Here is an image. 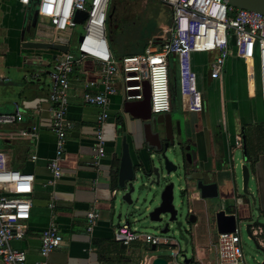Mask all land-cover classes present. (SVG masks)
Wrapping results in <instances>:
<instances>
[{"label": "crops", "instance_id": "obj_1", "mask_svg": "<svg viewBox=\"0 0 264 264\" xmlns=\"http://www.w3.org/2000/svg\"><path fill=\"white\" fill-rule=\"evenodd\" d=\"M113 2L117 4L120 0ZM31 4L24 9L27 11ZM25 17L20 16L15 22L12 16L10 20L6 18L7 22L0 21V81L7 82L0 86V111L10 112L16 107L22 114L20 121L1 125L0 151L5 154L9 168L31 173L34 177L29 191L25 192L31 204L29 217L25 221V233L22 239L12 241V246L23 249L26 261L34 264L40 258L39 233L52 219L62 241L45 257V264H149L154 255L141 251V241H132L123 246L113 240V230L117 226L110 221L105 202L108 198V184L112 183L120 155L119 136H114L115 125H120V133L125 135L132 154L130 134L138 137L139 125V120L134 117L143 113L135 103L138 99L123 100L119 75H114V91L107 94V118L102 124L104 154L93 164L91 145L96 128L95 116L99 109L83 103L81 93L86 90L85 84L89 81L94 82V86L89 88L91 91L103 90L99 82L100 66L89 57L77 60L68 76V103L64 115L67 127L62 159L59 162L62 174L53 184H48L50 175L46 165L54 151V135L49 130V72L62 53L51 50L27 51L30 48L21 47L20 42L27 39L59 42L67 35L53 30L50 24L40 26L37 20L25 35L26 30H21L22 22L28 20ZM205 53L207 52H193L190 55L197 70H193L196 87L201 88L205 78L213 80L212 85L217 88L212 91H216L215 97L203 99L201 95L200 111L182 109L178 114L181 115L187 136L192 142L188 152L200 170L211 171L217 178L224 176L229 181L231 152L235 148L241 151L240 146L233 145V140L235 136L240 137L242 128L246 164L253 181L251 191L256 210L264 223V102L259 96L257 80L254 76L251 82V77H246L243 61L233 55L227 57L220 80L209 78V67L200 66ZM214 53L207 54L210 56ZM204 64L206 65V61ZM233 66L237 67L242 81V90L235 92L236 99L224 85ZM203 67L206 70L202 74ZM143 82L144 78L141 79V83ZM124 106L128 112L123 111ZM31 127L37 133L34 140L19 134L21 129ZM32 153L36 156L34 160L29 159ZM226 183L228 193L231 184L232 187L235 184ZM193 195L196 196V193ZM225 195L230 197L229 193ZM48 201L53 202L52 209L47 208ZM90 207L97 210L98 216L87 232L84 215ZM192 211L198 215L191 235L196 246V259L193 261L196 264H215L214 221L205 220V213L199 202H193ZM225 212L231 213L234 209L226 207ZM209 213L210 211L207 216ZM262 234L264 226L259 236V244L264 246Z\"/></svg>", "mask_w": 264, "mask_h": 264}, {"label": "built area", "instance_id": "obj_2", "mask_svg": "<svg viewBox=\"0 0 264 264\" xmlns=\"http://www.w3.org/2000/svg\"><path fill=\"white\" fill-rule=\"evenodd\" d=\"M168 7L170 27L167 37L157 43L147 44L142 52L113 57L106 38L107 15L112 0H16L22 6L36 3L38 16H45L51 28L57 32H67L59 42L67 44L70 33L76 25H81V32L76 36L73 52L62 53L49 72L50 88L48 92L49 130L54 135L53 156L47 161L53 184L60 178L62 171L59 162L62 159L65 128L64 120L68 103V76L74 63L89 57L100 66L99 82L103 90L93 92L89 88L94 82L85 84L81 93L83 103L99 109L95 116L91 151L92 163L95 164L104 154L105 141L102 124L107 118V94L114 91L112 78L118 74L121 82L123 100L141 98V79H145L148 90V109L151 114H160L170 110L169 60L173 61V70L177 75L181 107L184 110L200 111L202 98L196 87V75L191 67L192 52H215L209 65V78L220 80L227 57L233 55L244 63L246 77L253 82V69L256 68V80L259 96L264 102V15L246 9L230 6L221 0H156ZM76 11L85 16L80 22L74 20ZM131 91H137L132 93ZM22 114L18 108L10 112L0 111V126L20 121ZM21 136L31 140L36 138L34 127L21 129ZM235 147L240 146V137L233 140ZM36 158L29 155L30 160ZM34 177L8 167L5 154L0 151V264H30L26 261L23 249L14 248L12 241L23 238L25 221L30 213L29 191ZM48 209L54 204L48 201ZM85 230L89 232L97 219V210L90 207L85 212ZM114 241L127 246L132 241H141L150 245L167 243L166 238L138 233L125 226L113 230ZM62 241L61 234L52 219L39 233V260L34 264H45V257ZM215 264H242V253L238 227L232 232L216 233ZM175 255V251H171ZM168 264V263H167ZM194 264L193 260L187 263Z\"/></svg>", "mask_w": 264, "mask_h": 264}, {"label": "water", "instance_id": "obj_3", "mask_svg": "<svg viewBox=\"0 0 264 264\" xmlns=\"http://www.w3.org/2000/svg\"><path fill=\"white\" fill-rule=\"evenodd\" d=\"M221 1L236 8L264 15V0ZM112 11L113 7L107 15L108 19ZM37 16L38 11L35 7L29 23L25 26L26 31L30 26L35 25ZM84 16V12L76 11L73 18L80 22ZM20 46L60 53L68 50L67 44L58 41L27 39L22 40ZM134 92L137 93V91ZM140 93L141 98L135 103L141 107L143 113L134 117L139 120V125L138 137L130 134L132 154L129 152L125 135L120 133V125H115L114 136H119L120 155L115 170V180L114 183L108 184V198L105 201L110 221L116 226H125L128 229L131 224L137 223L141 226L157 227L159 233H170L185 241V232L189 231V224L195 221V217L189 213L188 203L215 201L212 208H215L213 221L216 233L232 232L239 223H244V230L250 239L254 240L255 236H261L264 223L259 220L260 214L256 210L253 194L247 190V183L251 177L246 164L242 128L240 129L239 194H237L236 186L232 187L233 184H231L228 192L230 197H227L226 182L235 184L232 157L229 181L224 176L217 178L211 171L200 170L196 161L190 157L189 145L182 147V141H178L171 135L172 122L178 125V119L173 121L168 112L150 113L146 82L141 83ZM123 111L128 112L126 107ZM169 155H172L174 159L168 157ZM193 193H196V196ZM231 193L234 195L231 196ZM174 194L180 197L179 200H175ZM226 207H232L234 212L226 213ZM166 239L165 245H173L168 237ZM155 248L156 246L150 245L148 250L153 251ZM176 253L177 250L175 255ZM182 257V263L189 261L184 255ZM149 264H167V261L163 256H154ZM261 264H264V258Z\"/></svg>", "mask_w": 264, "mask_h": 264}, {"label": "rangeland", "instance_id": "obj_4", "mask_svg": "<svg viewBox=\"0 0 264 264\" xmlns=\"http://www.w3.org/2000/svg\"><path fill=\"white\" fill-rule=\"evenodd\" d=\"M115 1V0H114ZM113 2L114 5L113 11L111 12L110 23L106 24V38L108 41L109 49L114 58L119 59L123 55L130 53L139 52L143 44H152L157 43L158 41L164 40L167 37V33L170 27V11L168 7L159 3L156 0H120L119 3ZM36 7V3H32L31 6L27 9H24L25 6H22L16 2V0H0V21L7 22L6 18L10 20L12 16L13 22L16 21L20 16L28 19L22 22L21 30H25L27 22L31 17L33 9ZM24 23V24H23ZM37 24L40 26H47L49 24L48 19L43 16H37ZM81 32V25H76L70 33V38L68 41V50L73 52L76 44V36ZM62 34H67L66 31L61 32ZM25 35L28 34V31L24 32ZM30 50H40V49H28ZM45 51V50H42ZM49 51V50H46ZM193 53V52H192ZM208 53V52H207ZM205 53L203 60L200 61V66L209 67L211 61L213 60L215 53L208 56ZM206 61V65L204 62ZM192 70H196L194 66V61L191 60ZM204 64V65H203ZM169 86H170V110L174 111L176 114L182 112L181 107V97L179 94L178 80L177 75L173 70V61L169 60ZM203 67V72L205 68ZM236 69V70H235ZM237 67L233 66V70L227 74V77L224 81V85L232 92V96L236 99V91L242 90V81L237 73ZM253 76L256 77V68L254 66ZM213 80H207L204 78L202 87H197V90L203 95V99L215 97V92L217 86L212 85ZM7 82L0 81V86L6 85ZM1 127V126H0ZM168 157L173 158L172 155ZM231 157L234 162V175H235V186L237 194H239L240 186V168L239 161L241 159V151L237 148L233 149L231 152ZM253 181L252 178L248 180L247 190L252 193ZM236 194V195H237ZM234 195L231 193V196ZM175 200H179V196L174 194ZM190 210L193 209V203H188L187 205ZM254 215V212L252 213ZM262 221V219H259ZM263 222V221H262ZM244 223H239L238 225V235L240 238V247L242 253V264H261L262 259L264 258V246L259 244V236H255L254 240L250 239L244 230ZM130 230L136 231L138 233H147L162 238H169V242L173 245L167 246L165 244L157 245L153 251H149V246L141 242V251H146L148 254L154 256H163L168 264H182L183 257L188 258L189 260H195V243L192 241V234L190 232H185L186 240L179 239L177 236H174L170 233L161 234L158 231L157 227L131 224ZM196 230V229H195ZM212 237H215L213 235ZM209 238V237H208ZM209 244V243H208ZM175 256L171 255V251H176Z\"/></svg>", "mask_w": 264, "mask_h": 264}, {"label": "flooded vegetation", "instance_id": "obj_5", "mask_svg": "<svg viewBox=\"0 0 264 264\" xmlns=\"http://www.w3.org/2000/svg\"><path fill=\"white\" fill-rule=\"evenodd\" d=\"M168 113L170 114L172 120L174 121L175 119H178L179 123L178 125H175L174 122H172L171 125V135L176 138L178 141H182L181 146H185V145H189L192 144L190 138L187 136V131L184 128V122L182 120L181 115L179 116L178 114L175 116V112H172L171 110L168 111ZM194 127V126H192ZM185 152V151H183ZM200 206L203 209V212L205 213V220H213V212L215 210V208H212L213 205H215V201L210 202V201H200ZM209 216H207V212H209ZM189 213H191L194 217H195V221L192 224H189V231L190 234H192V230H194L193 225L196 223L197 220V213L193 212L192 210H189Z\"/></svg>", "mask_w": 264, "mask_h": 264}, {"label": "trees", "instance_id": "obj_6", "mask_svg": "<svg viewBox=\"0 0 264 264\" xmlns=\"http://www.w3.org/2000/svg\"><path fill=\"white\" fill-rule=\"evenodd\" d=\"M111 8H112V7H111ZM111 8H110V9H111ZM109 12H110V11H109ZM107 23H110V25H112L113 22L111 23V20H110V18H109ZM146 45H147V44H143V45L141 46V48H140L139 51L142 52L143 48H144ZM114 180H115V175L112 176V181H111V182L114 183Z\"/></svg>", "mask_w": 264, "mask_h": 264}]
</instances>
